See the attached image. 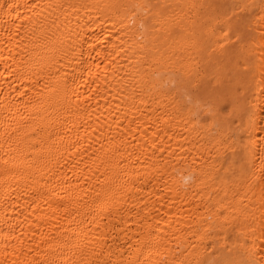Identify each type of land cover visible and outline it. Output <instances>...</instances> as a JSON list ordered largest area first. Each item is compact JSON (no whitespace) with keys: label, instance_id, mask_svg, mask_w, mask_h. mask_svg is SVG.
Masks as SVG:
<instances>
[{"label":"bare ground","instance_id":"6f19581e","mask_svg":"<svg viewBox=\"0 0 264 264\" xmlns=\"http://www.w3.org/2000/svg\"><path fill=\"white\" fill-rule=\"evenodd\" d=\"M0 264H264V0H0Z\"/></svg>","mask_w":264,"mask_h":264},{"label":"clouds","instance_id":"9594fccd","mask_svg":"<svg viewBox=\"0 0 264 264\" xmlns=\"http://www.w3.org/2000/svg\"><path fill=\"white\" fill-rule=\"evenodd\" d=\"M192 179L191 176H185L184 177V183L187 184Z\"/></svg>","mask_w":264,"mask_h":264}]
</instances>
